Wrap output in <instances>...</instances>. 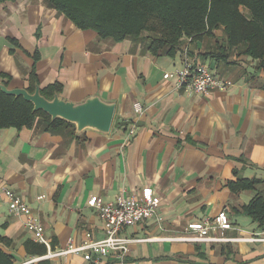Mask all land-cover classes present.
Segmentation results:
<instances>
[{"label":"crops","instance_id":"1","mask_svg":"<svg viewBox=\"0 0 264 264\" xmlns=\"http://www.w3.org/2000/svg\"><path fill=\"white\" fill-rule=\"evenodd\" d=\"M0 21V76L12 78L11 89H28L36 65L42 89L58 84L68 101L100 96L116 103L108 135L87 131L76 138L64 127L49 133L40 120L32 129L0 131V189L14 191L40 219L51 251L66 249L70 241L81 245L87 233L105 239L104 225L88 205L92 197L114 203L151 187L158 217L123 230L134 241L123 262L108 257L99 264H264V226L243 211L264 190V65L243 56L231 65L203 61L210 41L189 45L191 62L233 85L197 95L164 79L183 66V53L157 58L144 39L101 40L44 0L1 5ZM238 179L262 182L255 190L233 192L229 184ZM221 211L233 227L225 237L245 241L175 240L187 235L190 224ZM0 236L12 241L5 251L15 264H92L84 254L40 259L48 254L46 246V255L29 256L25 244H41L28 217L12 215L5 200Z\"/></svg>","mask_w":264,"mask_h":264},{"label":"trees","instance_id":"2","mask_svg":"<svg viewBox=\"0 0 264 264\" xmlns=\"http://www.w3.org/2000/svg\"><path fill=\"white\" fill-rule=\"evenodd\" d=\"M15 0H0V6ZM48 7L63 15L82 31H92L101 40L116 43L145 40L154 57L175 59L189 45L205 41L212 44L201 59L231 65L233 58L248 57L264 65V0H44ZM1 27V21H0ZM19 46L16 40H11ZM189 49V48H188ZM36 65L29 74V93L38 84ZM12 78L1 75L0 83L9 87ZM58 84L42 89L52 99L61 94ZM33 105L22 97L14 98L0 90V131L32 129L38 120L44 129L56 133L75 126L62 120L52 122L44 112H33ZM80 136H76L79 138ZM262 181L238 179L230 183L233 192L255 190ZM245 214L264 226V190L259 191ZM12 241L0 236V264H15L5 250ZM29 256L42 257L47 249L32 242L25 244Z\"/></svg>","mask_w":264,"mask_h":264},{"label":"built area","instance_id":"3","mask_svg":"<svg viewBox=\"0 0 264 264\" xmlns=\"http://www.w3.org/2000/svg\"><path fill=\"white\" fill-rule=\"evenodd\" d=\"M183 54V66L164 75V79H173L177 88H187L191 93L199 95L216 90L224 91L233 86L232 82L222 79L208 66L191 62L188 48H185ZM134 109L139 115L143 113L139 103L134 105ZM133 130V126L129 128L128 137ZM43 199L44 197H39V200ZM3 200L7 201L12 215L28 217V225L35 231L37 242L47 247L48 254L40 259L84 254V260L92 264H99L100 259L108 257H114L118 262H123L129 253V245L134 242L122 236L123 230L148 219L157 218L159 210V200L151 187H145L137 196H121L114 203L106 204L102 199L92 197L88 205L97 211L99 219L104 225L105 239L96 241L91 233H87L81 245L75 246L70 241L66 249L53 252L50 249L49 241L44 237V228L40 219L32 214L30 207L11 189H0V201ZM232 228L228 214L221 211L212 220L207 219L190 224L187 235L175 240L187 243L245 241L227 239L225 233ZM213 231H219L220 237H212Z\"/></svg>","mask_w":264,"mask_h":264},{"label":"water","instance_id":"4","mask_svg":"<svg viewBox=\"0 0 264 264\" xmlns=\"http://www.w3.org/2000/svg\"><path fill=\"white\" fill-rule=\"evenodd\" d=\"M0 90L7 96L22 97L33 105L34 113L42 111L52 122L62 120L74 125L77 136L87 131L108 135L114 123L116 103L106 102L100 96L89 97L81 103H75L59 94H55L52 99L46 98L38 84L34 93H29L26 88L11 89L2 83Z\"/></svg>","mask_w":264,"mask_h":264},{"label":"rangeland","instance_id":"5","mask_svg":"<svg viewBox=\"0 0 264 264\" xmlns=\"http://www.w3.org/2000/svg\"><path fill=\"white\" fill-rule=\"evenodd\" d=\"M195 46V45H194Z\"/></svg>","mask_w":264,"mask_h":264}]
</instances>
